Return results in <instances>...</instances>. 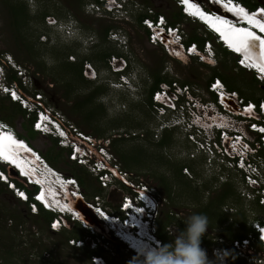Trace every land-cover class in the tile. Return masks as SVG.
Wrapping results in <instances>:
<instances>
[{
  "label": "rangeland",
  "instance_id": "rangeland-1",
  "mask_svg": "<svg viewBox=\"0 0 264 264\" xmlns=\"http://www.w3.org/2000/svg\"><path fill=\"white\" fill-rule=\"evenodd\" d=\"M88 1L92 0H0V60L10 54L15 62L21 64L29 79L27 87L22 83L24 95L31 96L41 91L45 105L60 110L79 130L97 139L110 138L108 149L120 168L133 174L130 178L134 184L147 183L155 188V194L161 201L158 217L162 218L167 212L172 214L173 220L167 226L168 236L172 241L174 237L169 232L179 229L174 218L184 222L200 206L193 199L194 190L203 194L205 204L209 201L217 203L226 186L233 188L230 184L221 185L209 178L203 179L201 172L204 173L205 161L192 160L188 156L187 143L178 130H171V147L170 144L161 147L153 142L149 130L158 126L162 118H159L158 111L156 112L148 98L149 86L155 74L160 71L169 80L194 83L206 89L207 82L218 71L229 76L235 86L252 98H264V85L252 82L248 71L235 68L234 58L217 55L215 49L216 58L212 63L195 58H173L162 46H154L147 41L144 27L137 20L141 11L133 12L127 17H113L102 12L87 11L84 4ZM137 1L144 9L162 13L168 18L180 11L175 0ZM250 1H259L264 6V0ZM15 8L17 17L13 13ZM53 19H56L54 24L50 23ZM178 22L184 27L188 37L195 33L205 36L203 29L190 19L183 17ZM68 25L71 27L67 29ZM108 25L111 27L105 34ZM76 27H80L82 33L78 40L74 39L78 34L76 32L80 30ZM111 31L123 34L125 44L118 42L119 39L110 40ZM211 42L213 44L212 40ZM107 52L111 53L108 56L111 62L113 55L126 56L131 60V70L136 69L142 75L138 90L113 86L114 81L119 80V72L112 69L107 58L101 61L94 57ZM70 62L78 65L81 62L80 75L71 70L73 65ZM222 62H225L224 65ZM113 63L116 68L121 64L120 61ZM97 87L101 88V92L87 100V96ZM10 100L0 94V117L9 116L5 120L24 136L25 141L30 143L28 145H33L43 154L48 152L55 155L53 163H49L56 169L73 177H76L75 174L83 175L86 184L81 187V191L85 198L90 199L98 194L106 209L117 213V204L128 191L118 183V179L112 178L113 182L104 187L90 171L89 164L77 168L81 164H74L68 155L69 150L60 147L57 140L40 133L31 136L28 128L32 115L27 110H17V106ZM134 133L138 135L134 136ZM141 136L145 137L140 138ZM250 137L252 138L251 134ZM120 153L130 157L127 164ZM176 165L183 174H178L179 179L172 172ZM186 166L193 177L184 173ZM235 185L238 186L237 183ZM166 186H174L173 201L168 199ZM19 200L21 199L9 186H0V264H91L89 245L93 237L89 230L79 222L68 224L60 232L51 230L46 217L41 214L35 216L29 211L28 205ZM253 201L246 202L235 191L233 195L229 194L224 198L222 206L233 207V211L226 214L229 222L235 221L236 215H240L239 211L245 214L242 218L241 215L237 216L233 224L235 233L246 232L253 218L264 219V207ZM231 203L234 205H230ZM234 209L237 210L236 213ZM227 225H217L211 230L215 234L221 233L226 240L232 239L224 234ZM95 230L99 229L95 227ZM100 232L102 238L110 239L106 231ZM74 234L81 237H75ZM73 239H82L85 244L79 248L76 243L72 244ZM100 245L102 243L98 246ZM102 248L112 260H131V254L123 252L121 248L108 245H102ZM250 248L254 255L264 258V252L257 246L251 245ZM244 254L246 255V251ZM245 261L249 264L248 260ZM235 262L237 259H233L231 264Z\"/></svg>",
  "mask_w": 264,
  "mask_h": 264
},
{
  "label": "built area",
  "instance_id": "built-area-1",
  "mask_svg": "<svg viewBox=\"0 0 264 264\" xmlns=\"http://www.w3.org/2000/svg\"><path fill=\"white\" fill-rule=\"evenodd\" d=\"M178 3L185 10L182 2ZM85 8L90 12H102L113 17L118 15L127 17L133 12L141 11L139 13L146 14L141 22L147 29L146 37L151 45L162 46L168 54L177 59L195 58L201 62L212 63L216 58L215 48L209 39H206L202 45L197 41L188 43L186 31L179 22L171 23L161 13L157 15L155 21L153 17L155 12L144 9L137 0H92L85 4ZM50 23H56V19ZM70 27L68 25L66 28ZM118 34V31H111L109 39L118 41ZM118 42L125 44L124 39H119ZM112 59L113 62H121L116 68L115 64L109 61L113 70L122 72L127 65V57L113 55ZM0 66L4 69L2 75L4 80L0 84L1 93L13 101L18 98L20 106L26 107L29 114V109L36 106L43 107V111L36 116L34 123L38 124L39 120H44L39 128L46 132L53 131L56 135L50 123L46 122L49 119L56 131L62 135L58 143L68 144V155L71 159L79 164H89L90 171L103 186L110 184L112 173L132 187L136 186L130 178L133 174L120 168L108 149L111 144L109 137L97 139L79 130L60 110L45 105L44 94L41 91L31 96L24 95L22 83L26 87L29 85L28 76L22 70L21 64L15 62L10 54L0 60ZM237 66L238 64H235V68ZM10 70L13 72L15 70L17 80L7 83L5 81ZM120 78V81H114L113 86H125L127 89L126 75L121 73ZM151 97V105L156 112L158 111L159 118H164H160V126L150 128L154 140H160L165 131L178 130L187 143L186 150H189L188 156L193 158L192 160L205 161L207 172L218 176L221 181L229 178L234 180L246 202L251 203V200H254L264 205V113L256 110L250 112L253 105H256L253 100L246 99L237 89L229 88L224 81L220 82L219 76H213L207 82L206 89L194 83L168 79L152 92ZM259 106L263 107V101ZM133 135L136 136L138 133ZM107 158L115 159L113 167L108 166ZM104 167L111 171L103 170ZM184 173L192 177L188 167L184 168ZM146 187L143 184L140 188ZM230 209L233 211V208ZM52 226L57 227L55 222ZM90 231L96 233L94 228ZM261 231L263 233L264 228H261ZM215 239L219 244L212 245L210 249L212 254L214 255L215 250L229 253L223 264L229 262L231 254L239 257L245 255L247 238H243L242 241L230 240L228 245L224 244L226 239L222 235ZM94 260L101 261V257H94Z\"/></svg>",
  "mask_w": 264,
  "mask_h": 264
},
{
  "label": "clouds",
  "instance_id": "clouds-1",
  "mask_svg": "<svg viewBox=\"0 0 264 264\" xmlns=\"http://www.w3.org/2000/svg\"><path fill=\"white\" fill-rule=\"evenodd\" d=\"M175 1L177 2V4H179L178 2L181 1L182 4L185 6L184 8L186 12L185 10L182 9V7L178 5L180 11L185 15V18H188L195 23H199L203 25L204 28L212 34L213 39L209 38V40L213 41L214 48H215V43L221 44V46H223L228 51L233 53V55L235 56L234 64L236 65L238 64L237 66L238 69L241 70L244 69L250 72L251 74L254 75V77L257 80H259L261 83H264V44L262 42H260L261 57L254 59L252 55H249L243 52L242 50L239 51L236 48H234L231 45V42H229V40L227 39L234 37L235 43L238 42L237 39L239 38L250 39L248 37H241V35H239L238 33L237 27L225 29L224 32L227 36L226 37L222 34V31L215 29L214 26L210 24V22H207L206 20L192 14V11H194V9L197 8H199L202 11V6L206 8L208 7L220 8L219 6H217L214 3H210L209 0H175ZM231 1H233V5L236 2H238L251 10L255 9L256 7H262V10L264 11V6L262 4L256 5L255 7H250L240 0H231ZM187 2L191 3L194 9H191V11H189L188 7L186 6ZM84 8H85V4H84ZM158 14L159 13L156 12L153 14L155 21L157 20ZM166 18L168 19V17ZM261 18H263V16H261ZM72 26H74V24ZM209 27L211 29H214L217 32V34L212 32ZM76 28L79 29L80 27H76ZM262 29H264V26L260 25L259 31L264 32V30ZM76 33L78 34L76 37H74V39L78 40V38H81L82 35L81 28ZM118 33H119L118 39L123 40L125 36L120 32ZM88 39H90V36L88 37ZM252 41L258 44L257 40H252ZM243 43L244 42H241L237 46H240L242 48L244 47ZM228 47L234 50L232 51ZM6 55L8 56V54ZM6 59L8 58L6 57ZM127 59L128 62L125 69L122 72H119V74L121 75V73H123L126 75V79L128 80V84L126 85L127 88L126 90H138L139 80H141L142 75L140 74V72L136 71V69L131 70L133 68L131 60L129 58ZM109 61L110 59L108 60V62ZM247 62H249L250 64H247ZM255 63L258 65H256ZM127 68H129V70L125 71ZM3 71L4 69L0 66V84L1 81L4 80L2 79ZM24 73L26 74V72ZM120 75L118 81L121 80ZM221 81L224 80L220 77V82ZM5 82L10 83L8 80H6ZM0 94H2L1 87H0ZM250 100H253V102L256 103V105L255 104L253 105L250 112L256 110L258 112L264 113V98H260L259 100H254V99H250ZM262 101H263V107L259 106V103H261ZM15 102L19 104L18 98L15 100ZM23 108L25 111L27 110L26 107ZM29 111L30 114L34 115L36 118V116L43 111V107L36 106L31 110L29 109ZM34 120L35 119L32 120L31 126L33 130H35L36 132L44 136H51L52 138L57 140V142L60 139V137H62V135H60V132L56 131V128L49 119L46 120V122L50 123L49 125H51L53 130L56 132V135L53 134V131L46 132V131H42L39 128L40 124L45 122L44 120H39L37 122L38 124H36L35 126H34ZM7 140L12 141L9 143L11 146L7 144ZM23 141H25L24 137L19 135V133L13 127V125L4 118L0 117V153H2V155H0V181L5 183L7 186H9V188L14 192V194L19 199L22 200V201L20 200L21 202L28 205L29 211L32 214L34 215L39 214L41 212V209L52 212L54 216L51 220L48 221L51 230L60 232L62 228L69 226L68 224H71L73 222L74 223L79 222L84 226L85 229L89 231L91 230V228H94V230L95 227L98 228L99 230L98 231L96 230V233H91L90 231V236L93 237V239H91L90 242L91 244L89 245L91 247L90 250H92L90 254L91 264H223L224 260L228 257L229 253L227 251L221 252L219 250H215L213 255L210 250L212 245L219 244V242L215 239V237L221 236L222 234L220 233L215 234L214 232L211 231L210 233L214 235L212 236L209 233V235L212 237V244L210 246H201L202 238L207 233L209 228V220L205 214L193 213L187 216L186 219L184 220L186 227L183 230L177 229L174 232H169V234L174 237L173 240L170 241L169 243H163V239L159 236V225H158V218H159L158 207L160 206L161 201L156 196L155 194L156 191L153 186L150 187V185L147 183H136L135 184L136 186L132 187L130 184L124 182L121 178L115 176V174L112 173V178L118 179V183H120L121 185H125L126 188H128V191L126 195L123 197V199L117 204L118 212L111 213L108 209H106V206L103 204L104 201L98 194H95L90 199L85 198L84 194L81 191L82 186L78 178L67 175L66 173H63L58 169H56L52 164L49 163V161L45 158V156L41 151H39L38 149L37 151H35L34 149L36 148L33 145H31L30 147L26 146L27 143L24 145ZM20 145H23V147L20 149L22 150L20 153L26 155L27 158V163H26L27 165L25 164L27 167L26 171H23L20 166L5 159L3 156L4 149L6 151L11 152L9 146L10 148H15ZM60 147L68 148V144L60 145ZM29 148H31L32 150H30ZM14 151L17 153V150L14 149ZM71 160L77 162L74 159ZM45 163H48L56 171L51 169L50 167H47ZM107 163L108 166L113 167L114 161L111 158H107ZM81 165L87 166V164L85 163ZM102 169L111 171L105 167ZM201 173L202 176L204 177L203 179L209 178V180H214L216 183H220L221 185L230 184L233 190L236 192V194L239 195V197L240 196L243 197L241 195V192L239 191V186L235 185L236 182L234 180L231 179L232 180L231 181L229 180L230 179L229 178L227 180L221 181L218 176L209 174L207 172L206 167L204 173L203 172ZM48 174H51V176H49ZM44 175L47 176L46 177L47 181H49V179H53L54 177L55 180L56 179L61 180V183L60 184L56 183V185H53L47 181L42 182L38 176H44ZM113 179L110 182H113ZM17 181L23 183L24 186L19 185ZM143 184H145L147 187L140 188ZM138 190L141 191L142 194ZM243 199L245 198L243 197ZM253 202L261 207H264V205L260 204L259 202L256 201ZM230 205H234V204L231 203ZM230 208L233 207H223V210L229 213V211H231ZM234 211L235 213L237 212L236 209H234ZM53 222H55L57 227L52 226ZM249 225L255 231V233L252 234H250L251 232L249 233L250 237L248 236L249 235L248 234L245 237L227 239L224 242L225 245H228V242L230 240L240 239L242 241L243 238H247L248 239V241L246 242L247 245L244 248L246 251V255H244L243 257H239L238 255L231 254L229 256L230 257L229 262L225 264H231V261L233 259H238L243 264H247L245 260H248L249 264H264V258L262 259L261 255H259V257L257 255H254V252H252L250 248V246L253 245L252 236L256 235L257 238L261 241V245H262L261 250L264 252V232L262 233L261 231V228H264V222L261 220V218L256 217L251 219ZM102 230L106 231L108 235H110L109 236L110 239L109 238L105 239L101 237L102 234H100L101 233L100 231ZM128 236L135 239L134 241L140 240L142 244H136V243L133 244L129 242L126 239V237ZM72 241H73L72 244L76 243V245H78L79 248H82L83 245L85 244V242H82V239H77V240L73 239ZM99 243H102V245L104 246L108 245L112 248L119 246V248H121L123 252L131 254V258H130L131 260L126 261L127 262L126 263L121 260L110 259L106 253V250L102 248V245L98 246ZM112 243L115 246H113ZM140 246L143 248L140 249L139 248ZM247 251H249V254L247 253ZM94 257H101V261L94 260Z\"/></svg>",
  "mask_w": 264,
  "mask_h": 264
},
{
  "label": "trees",
  "instance_id": "trees-1",
  "mask_svg": "<svg viewBox=\"0 0 264 264\" xmlns=\"http://www.w3.org/2000/svg\"><path fill=\"white\" fill-rule=\"evenodd\" d=\"M240 1H242L243 3H245L246 5H248L250 7H255L256 5L261 4L259 1H256L254 3L251 2L250 0H240ZM16 11H17V9L15 8L14 11H13V13H15L14 15L17 17L16 14H18V12H16ZM144 16H146L145 13H139L137 15V20H138L139 24H141V20H142V18ZM183 17H185V15L181 11H178L177 13L173 14L172 18H168V19H169V21L171 23H177L178 20L179 19H182ZM196 24L200 28L203 29L205 36L195 33V34H193V35H191V36L188 37V39H187V42L188 43L191 42V41H197L200 45H202L203 42L206 39H209V38L210 39H213L212 38V34L208 30H206L203 25H201L199 23H196ZM110 27H111V25H108L106 27L105 34L110 29ZM144 31H145V34H146L147 29L144 28ZM215 50H216L217 55H224L225 57L228 56V57L235 58V56L233 55V53H231L230 51H228L226 48H224L223 46H221V44H219V43H215ZM110 54L111 53H108L107 52V53L101 54L100 57L98 55L97 56H94V57L96 59L101 60V61L107 58V61H108L109 60V57L108 56ZM89 58H91V57H88V59ZM70 63L73 65L72 68H71V70L80 75L81 74V67H82L81 62L79 63V65L76 64L75 62H70ZM224 63L225 62H222L223 65H224ZM244 71H246V70H244ZM248 73H250V72H248ZM216 75L217 76H220L226 82V84L228 85L229 88H231V89H238L239 92L241 93V95H243L245 98H247V99H254V100H259L260 99V98H252V97L248 96L245 92H243L241 90L240 87H237V86L234 85V81L232 79H229L230 78L229 76H227V75H225V74H223L221 72L215 71L213 73V75L211 76V78L213 76H216ZM250 75H251L252 82H255V83H259L261 85H264V83H261L259 80H257L254 77L253 74L250 73ZM168 79L169 78H167V76H163L160 73V71L157 72V74H155L154 80H153V82H151V85L149 86L150 88H149L148 98H149V102L151 104H152V97H151L152 92L154 90H156L157 88H159L160 87V84L162 82L168 81ZM7 80L9 82H12L14 80H17L16 73L13 72L12 70L8 71ZM100 92H101V88L100 87H97V88H95V90H93L91 92V94H89L90 97L87 96L88 98H86V99L87 100L88 99H91L93 96H95L96 94H98ZM10 102L13 105L17 106V110H19V111H25L24 109H21L20 105L17 102L12 101V100H10ZM2 118L9 119L10 117L4 115ZM33 119H35V116L34 115H32V117L30 119V124H29V128H28L29 129V133H30L31 136H34L36 133H38L35 130H33L32 126H31V122H32ZM149 133H150V136H152L150 130H149ZM19 135L22 136V134H20V133H19ZM22 137H24V136H22ZM172 138H173V133L171 131H168V132H165V135L163 137H161L160 140H157V141L156 140H153V142L156 143L158 146L164 147L165 145L170 144L172 142V140H173ZM152 139H153V137H152ZM43 155L45 156V158L50 163H53L54 159L56 158L55 155H51L48 152L44 153ZM120 155L123 157V159H125V163H126V161H127V159H128L129 156H126L123 153H120ZM73 163L75 164L76 162L73 161ZM182 165H183V163H181V167H182ZM77 166H78L77 168H79V166H82V165H77ZM176 167H178V166L177 165L174 166V168H176ZM181 173H182L181 168H180V170H176V173L174 172L175 177L179 179L178 174L183 175ZM75 175L79 179L82 188L85 187V184H86L85 177L83 175H81V174H75ZM17 183L19 185H21V186H24V184L21 183V182H19V181H17ZM165 184H167V183L165 182ZM1 185L7 186L5 183H3V182L0 181V186ZM122 186L126 190H128V188H126L125 185H122ZM166 190H167L168 199H171V201H173V195H172L173 192L172 191L174 189H170L168 186H166ZM193 193L195 194L193 199L196 201L197 205H200L199 208L195 211V213H203V214H205L208 217V220H209V228H208L207 233L202 238V244H201V246H210L212 244V237L209 235V233L212 231L211 229L214 228V227H216L217 225H224V224L227 223L228 225L226 226V228L224 230V234H226L227 237H230V238H242V237L247 236L250 232H251L250 234L255 233V231L253 230V228H251L250 225L248 227V230L246 232H244L243 234H237V233L234 232L233 224L236 222L237 216H240L241 215V218H242L244 212L239 211L238 213H240V215L239 214L236 215L235 221L232 220V222L231 221L229 222V217H228V215H226L227 212H225L223 210V206H222L223 203H224V198L227 195H229V194L230 195H233L234 194L233 189H231L229 186H226L224 188V191L219 196L217 203H213V201H209V202H207V203L204 204V200H202L203 199V194H201V192L198 191V190H194ZM220 208H221V210H220ZM39 214H41L42 216L46 217L47 220H51L53 218V216H54V214L52 212L46 211L44 209H41V212ZM39 214H37V215H39ZM37 215H35V216H37ZM244 217H245V214H244ZM174 219L177 220V223L179 224V229L180 230H183L186 227L185 223L182 220H180L178 218H174ZM172 220H173V216H172V214H170V212L164 213V215H163L162 218L161 217L158 218L159 236L163 239V243H169L170 242V236H168V231H167V228L168 227L167 226H168V224ZM261 220L264 222V219H261ZM225 231H226V233H225ZM74 236L75 237H81V235H78V234H74ZM252 237L254 239L253 245L257 246L258 249H261L262 248L261 241L257 238L256 235L255 236H252ZM117 247L119 248V246H117ZM89 252H90L89 254H91L92 250H89ZM235 264H243V263L240 260L237 259V262H235Z\"/></svg>",
  "mask_w": 264,
  "mask_h": 264
},
{
  "label": "bare ground",
  "instance_id": "bare-ground-1",
  "mask_svg": "<svg viewBox=\"0 0 264 264\" xmlns=\"http://www.w3.org/2000/svg\"><path fill=\"white\" fill-rule=\"evenodd\" d=\"M229 3H230V5H228L227 7H228V9L230 10V12L231 13H233V14H235V15H233V14H230L229 12H227V13H229L230 15H232L233 17H236V14H240V10L239 9H237V7L236 6H234L233 5V1H231V0H229ZM186 6L188 7V10L189 11H191V9H194V7L191 5V3H186ZM192 14H194V15H196L197 17H200V18H202V19H204V20H206L207 22H210V24L212 25V26H214V28L215 29H217V30H220V31H222V34L224 35V36H226V34H225V32H224V30L225 29H228V28H232L233 26H231V27H227V26H222L221 25V23L218 21V19H216V18H214V17H212V16H209V15H207V14H205V13H203L199 8H197V9H194V11H192ZM202 16H204V17H202ZM208 19V20H207ZM246 19L247 20H249V21H253V22H257V20H258V18H257V16L255 15V14H247L246 15ZM207 24V23H206ZM237 30H238V33H239V35H241V37H248V38H250V39H243V38H239V39H237L238 40V42H234V40H235V38L234 37H231L230 39L229 38H227L228 40H229V42H231V45L234 47V48H236L237 50H239V51H241L240 50V46H237L238 44H240L241 42H244L243 43V46L244 47H250V46H248V45H251V43L253 42L252 40H257L258 41V45H259V48H261V45H260V42H262L263 44H264V40H262V39H259V38H252L253 36H254V34L253 33H257V32H253V30H251L250 28H245V27H243V28H237ZM237 33V32H236ZM249 34H251V36L249 35ZM258 34V33H257ZM227 37V36H226ZM255 59V58H254ZM261 60V59H260ZM258 61H259V59H258ZM247 64H250L249 62H247ZM256 64V63H255ZM256 65H258V64H256ZM19 140H21V139H19ZM114 140V139H113ZM10 142H12V141H10V140H7V144L8 145H10L9 143ZM14 142V141H13ZM24 142V145L27 143V142H25V141H23ZM11 146V145H10ZM10 146H9V149H11L10 151L11 152H9V151H6L5 149L3 150L4 152V154H3V156H4V158L5 159H7V160H9V161H11V162H13V163H15L16 165H18V166H20L21 167V169L23 170V171H26L27 170V167H26V163H27V158H26V155H24V154H22V153H20L22 150H20L22 147H23V145H20V146H18V147H15V148H10ZM26 146H28V147H30V145H28V143L26 144ZM14 149L15 150H17V153L14 151ZM30 150H32L31 148H29ZM35 151H37V149H34ZM40 154V153H39ZM41 155V154H40ZM24 163H23V162ZM42 161H44V160H42ZM26 164V165H25ZM45 165L47 166V167H50L51 169H53V170H55L54 168H52L48 163H45ZM56 171V170H55ZM49 176H51V174H48ZM39 178H40V180L42 181V182H44V181H47V179H46V177L47 176H38ZM53 177V176H52ZM56 181H58V182H56ZM47 182H49V183H51V184H53V185H56V183H58V184H60L61 183V180H58V179H54V177H53V179H49V181H47ZM130 236H128V237H126V239L129 241V242H131V243H133V244H142V242L140 241V240H137V241H134L135 239H133V238H129ZM253 241H254V239H253ZM143 244H145V243H143ZM140 249L141 248H143V247H139Z\"/></svg>",
  "mask_w": 264,
  "mask_h": 264
},
{
  "label": "water",
  "instance_id": "water-1",
  "mask_svg": "<svg viewBox=\"0 0 264 264\" xmlns=\"http://www.w3.org/2000/svg\"><path fill=\"white\" fill-rule=\"evenodd\" d=\"M54 20V19H53ZM243 52L252 55L254 58H260L261 57V48H259V45L255 42H252L250 47H242L240 48Z\"/></svg>",
  "mask_w": 264,
  "mask_h": 264
},
{
  "label": "flooded vegetation",
  "instance_id": "flooded-vegetation-1",
  "mask_svg": "<svg viewBox=\"0 0 264 264\" xmlns=\"http://www.w3.org/2000/svg\"><path fill=\"white\" fill-rule=\"evenodd\" d=\"M165 132H168V131H165ZM165 132L162 133L161 137H163V136L165 135ZM144 137H145V136H141L140 138H144ZM167 145H168V144H167ZM167 145H165L164 147H166ZM171 146H172V143H170L169 147H171ZM165 153L167 154V152H165ZM167 156L171 158L170 155L167 154ZM178 168H179V166L176 167V168L173 167L172 172H173V173H174V172L176 173V170H178ZM168 187H169V186H168ZM169 188H170V189H174V186H171V187H169Z\"/></svg>",
  "mask_w": 264,
  "mask_h": 264
},
{
  "label": "snow or ice",
  "instance_id": "snow-or-ice-1",
  "mask_svg": "<svg viewBox=\"0 0 264 264\" xmlns=\"http://www.w3.org/2000/svg\"><path fill=\"white\" fill-rule=\"evenodd\" d=\"M240 11H241V12H243V10H242V9H241ZM262 30H264V29H262ZM249 35L251 36V34H249ZM13 95H14V94H13ZM0 155H2V153H0Z\"/></svg>",
  "mask_w": 264,
  "mask_h": 264
}]
</instances>
